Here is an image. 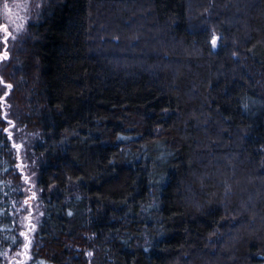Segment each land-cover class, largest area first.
Masks as SVG:
<instances>
[{
    "label": "trees",
    "instance_id": "1",
    "mask_svg": "<svg viewBox=\"0 0 264 264\" xmlns=\"http://www.w3.org/2000/svg\"><path fill=\"white\" fill-rule=\"evenodd\" d=\"M2 78L38 158L27 264H264V0H44ZM1 114L3 264L24 195Z\"/></svg>",
    "mask_w": 264,
    "mask_h": 264
},
{
    "label": "rangeland",
    "instance_id": "2",
    "mask_svg": "<svg viewBox=\"0 0 264 264\" xmlns=\"http://www.w3.org/2000/svg\"><path fill=\"white\" fill-rule=\"evenodd\" d=\"M44 0H0V103L2 117L7 127L5 132L10 136L12 145L17 153V168L22 175L24 195L20 208L21 236L23 243L20 250L13 255H8L3 264H27L30 259L32 240L43 216V206L39 200L38 183V158L32 149L34 134L17 127L9 117L8 112L12 107L9 101L11 87L2 73L11 59L12 48L26 34L28 25L40 17ZM7 5V7H5ZM214 50L219 46V38ZM6 54V57H5Z\"/></svg>",
    "mask_w": 264,
    "mask_h": 264
},
{
    "label": "snow or ice",
    "instance_id": "3",
    "mask_svg": "<svg viewBox=\"0 0 264 264\" xmlns=\"http://www.w3.org/2000/svg\"><path fill=\"white\" fill-rule=\"evenodd\" d=\"M5 7H7V5H5ZM212 43H213V45L215 46V43H216V41L215 40H213L212 41ZM5 57H6V54H5ZM8 87H11L10 85H8Z\"/></svg>",
    "mask_w": 264,
    "mask_h": 264
}]
</instances>
